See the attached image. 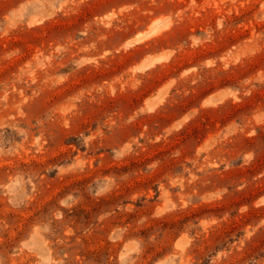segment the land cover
I'll return each mask as SVG.
<instances>
[{
    "label": "rangeland",
    "instance_id": "rangeland-1",
    "mask_svg": "<svg viewBox=\"0 0 264 264\" xmlns=\"http://www.w3.org/2000/svg\"><path fill=\"white\" fill-rule=\"evenodd\" d=\"M0 264H264V0H0Z\"/></svg>",
    "mask_w": 264,
    "mask_h": 264
}]
</instances>
